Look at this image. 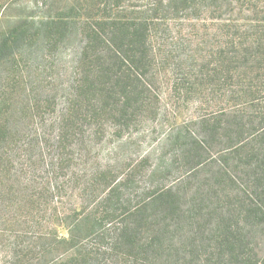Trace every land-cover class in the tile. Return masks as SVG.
<instances>
[{"label":"trees","instance_id":"1","mask_svg":"<svg viewBox=\"0 0 264 264\" xmlns=\"http://www.w3.org/2000/svg\"><path fill=\"white\" fill-rule=\"evenodd\" d=\"M20 1L0 0V229L46 231L11 256L264 264V0ZM72 38L53 83L35 47L48 60ZM166 83L201 113L167 126L153 185L130 191L149 157L102 162L97 146L157 122Z\"/></svg>","mask_w":264,"mask_h":264},{"label":"rangeland","instance_id":"2","mask_svg":"<svg viewBox=\"0 0 264 264\" xmlns=\"http://www.w3.org/2000/svg\"><path fill=\"white\" fill-rule=\"evenodd\" d=\"M20 5L33 6L31 0H21ZM19 8V6H18ZM206 28V27H204ZM80 49V42L78 38H72L65 42L56 54H53L50 58L45 59L41 56L44 53L42 44H38L35 47L34 64L35 69L37 65H41V68L46 73H52L55 75L53 83L60 82L61 80H67V76L70 75L73 67L75 66L77 55ZM46 65V66H45ZM51 68V69H50ZM60 77V78H59ZM63 77V78H62ZM162 108L158 121H149L142 125L141 131L138 134L131 137H125L123 140H118L107 136L103 143L97 146L100 149V157L102 162L115 158L116 161L125 163L138 162L142 157H149L148 164L142 167L141 172L129 190H142L153 185L154 177L150 176V171L154 169L158 164H162L158 153L160 150L161 136L167 132V126L172 123H182L195 119L201 113L198 104L194 100H176L174 94L171 92V85L166 83L162 88ZM156 129V132H153ZM116 150V151H114ZM116 152V153H114ZM95 159V158H94ZM99 159V158H98ZM126 162V163H127ZM178 176L177 171H172L169 174H164L161 180L170 184L175 181ZM254 229H264V226L255 227ZM46 229H0V264H23L15 257L11 256V246L17 241L20 247H24L27 244H38L37 237L41 232H45ZM61 233H66V229H59ZM264 251V240L259 246Z\"/></svg>","mask_w":264,"mask_h":264}]
</instances>
